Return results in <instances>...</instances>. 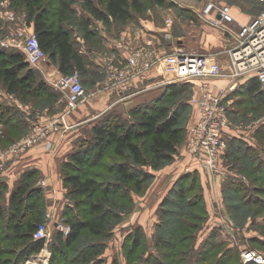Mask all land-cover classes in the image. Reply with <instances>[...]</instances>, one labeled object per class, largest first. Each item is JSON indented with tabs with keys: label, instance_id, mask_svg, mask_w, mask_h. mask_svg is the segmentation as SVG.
Instances as JSON below:
<instances>
[{
	"label": "trees",
	"instance_id": "obj_1",
	"mask_svg": "<svg viewBox=\"0 0 264 264\" xmlns=\"http://www.w3.org/2000/svg\"><path fill=\"white\" fill-rule=\"evenodd\" d=\"M151 1L160 6H176L170 0ZM247 1L263 9V4L257 0ZM78 2L82 11L75 6ZM12 6L26 14V24L33 28L41 48L51 63L56 65L63 74L79 71L83 83L82 76H85V81L88 80L93 70L96 76L102 77L97 68L90 67L95 66L91 60L96 51L95 48L102 47L98 28L93 24V20L101 21L109 29L121 27L132 21L135 12L142 13L146 10V0H12ZM191 16L196 18L192 14ZM0 27L5 29L3 25ZM76 33L87 47L85 52L81 49L82 43ZM156 38L159 41V37ZM162 39L163 37L160 41ZM244 79L240 78L241 81ZM198 81L192 79L160 85L159 94L155 99L140 103L129 112L127 117L114 110L105 113L96 120L97 122L80 144L68 153L61 164L66 198L62 215L65 216L71 229L66 236L62 232L56 235L51 246L55 252L65 253L75 248L76 243L88 236L96 240L94 242L92 240L89 246L87 243L86 248L74 250L70 263H105L106 259L103 257L106 251L105 241L122 220V206L112 195L129 192L133 188L142 190L143 185L154 175L145 167L149 166L157 170L172 161L178 154L186 136L184 115L186 109L192 107L191 99L180 97L186 92H193ZM244 81L227 96L226 102L232 99V102L228 103L230 115L241 110L239 106L246 98L251 105L243 108L242 117L250 107L255 112L264 107V83L257 77ZM0 85L13 98L24 102L41 96L46 97L44 100L52 102V109L57 108V103L63 96L45 79L38 68L31 65L26 52L15 48L0 47ZM28 116L26 112H20L14 104L0 103V122L7 125V129L12 128L15 131L27 129ZM4 136L5 133L0 134V138ZM252 136L255 138V145L249 143V139L240 134L231 137L223 158L236 174L250 177L258 173V176L250 178L260 181L259 185L250 186L242 178L231 179L236 175H230L225 185L233 188L234 192L242 195V198L253 196L254 202L262 203L264 202V179H261L259 174L264 175L263 122ZM108 152H111L112 158L108 168L114 173L116 180L101 184L90 174L89 168L102 163V159ZM40 172L37 168L25 171L13 187H10L3 178L0 179V264H24L29 255L38 253L44 246L42 240L35 238L39 225L45 221L47 210L45 188L37 184L41 178ZM194 188H198V192L194 193ZM171 189L179 198L181 205L186 204L188 207L197 206L200 199L205 196L198 170L181 174L172 184ZM251 214L255 216L251 220V225H258L259 212L254 210L249 213ZM196 215L200 214L193 213V217ZM263 224L260 225L263 226ZM179 226L174 234L177 245L173 244L172 248L169 242L173 240H169L165 236L166 233L158 231L161 221L154 235L156 245L170 247V252H167L169 256H166L168 259L166 262L169 264H213L215 256H211L209 263L207 253L215 252L222 246L224 253L222 252L221 255L220 252L217 253V262L214 264H221L222 259L229 263V258L236 259V264H244L239 258L238 251L230 247L228 242L214 240L221 234L220 231L216 232L213 238H209L208 243H204L206 255L203 258L201 249L197 248L195 242H187L189 237L192 238L191 230L196 227V224L189 219H182ZM262 228V232L255 230L257 234L250 236L249 239L254 244L262 245L264 249V227ZM145 243L148 242L145 240L144 230L141 227L133 228L126 238L127 258H132L139 249L143 250L140 251L143 256ZM175 245L185 247L177 251L173 250ZM199 255H201L200 258ZM54 260L55 257L52 256L53 264ZM166 262L161 256L151 251L143 257L144 264H165ZM57 264H67V262L59 259Z\"/></svg>",
	"mask_w": 264,
	"mask_h": 264
},
{
	"label": "rangeland",
	"instance_id": "obj_2",
	"mask_svg": "<svg viewBox=\"0 0 264 264\" xmlns=\"http://www.w3.org/2000/svg\"><path fill=\"white\" fill-rule=\"evenodd\" d=\"M170 1H173L176 6H160L156 5L151 0H146V10L142 13L135 12L134 18L131 19L132 21L121 27L110 28L108 32H106L105 29H102V31L107 33V35H110V37L116 34L114 39L116 45H126V40H130L131 38H118L117 34H119L121 31L124 30L123 32H125L127 27L134 29L139 24V22L142 21L145 24H155L156 27H162L161 32L163 39L165 38L164 33L166 31L170 30L172 32L171 39L165 38L166 40H170L172 42V46L169 50L165 51L163 49V41H160V46L157 45L158 48L160 47L161 52L169 53L173 52L174 49L183 48L187 52L192 51L196 53H202L206 56L214 57L226 72L228 66L224 67L223 61L226 57L229 61V50L232 49L233 45L235 44V35L239 31L240 24L243 23L242 21L244 20H252L254 16H257L261 11V9L247 0ZM212 1L218 4H228L231 7H235L237 14L234 13V8H231V13L234 15L235 19L239 20L241 23L239 21L234 23H225L223 28L211 25V23L208 21V16L204 13V10L207 4ZM75 6L82 11L79 2ZM191 14L196 18L194 19ZM0 16H2V18L0 17V25L5 27V29L0 27L2 30V32H0V47L24 50V44L22 40L9 41L7 36H17L19 32H22L26 38L32 33L30 30L26 29V14L16 10L14 6H12V0H0ZM166 20H171V24L167 25ZM153 38L155 40L157 39L156 37L152 36L151 32H145L141 47H144L145 40ZM120 48L122 47H119V49ZM220 56L221 58L219 59ZM95 58H97L96 60L100 61L102 64L100 70L103 73L102 79L105 78V87L110 88L111 90L112 82H116L114 87L119 86L117 89H119L122 93L126 92L127 89L123 88L124 80L121 79L120 74L126 65H120V63L116 62V58L112 59L111 54H96ZM111 70L115 71L114 77L111 75ZM116 77L118 79H116ZM208 78H210L209 80L212 84L214 83L215 85L223 86V84L219 81L221 80L220 77L215 78L213 76H209ZM193 79L195 81L199 80L197 85L194 86L193 92H186L180 98L186 97L187 99H192L194 96H196L198 89L197 86H199V84L204 81V78L196 77ZM83 86L85 90V97L90 92V82L88 83V81H83ZM0 97L4 99L9 98V95L1 87ZM10 98L11 100H14L13 103L15 102L14 104L20 112L24 111L26 113H30V116H28L29 126H27V129L25 130L22 129L20 131H15L12 128L7 129V125H5L3 122H0V134L3 135V133H5V136L0 138V165L7 160L3 170L7 168L9 161L15 160L13 157L14 153L12 151V146L17 143L29 130H32L35 126V123H38L36 128L43 127L44 130H46L48 143L40 142L33 145L32 147L43 146L47 149L46 151H50L53 146L54 148L57 147L59 150L58 143L61 140L62 133L58 130L64 129L66 131H70L74 129L73 127L75 122L69 118L77 107L76 106L71 110H66L65 99L63 96L62 99H60L57 103V108L53 109L52 102L50 100H44L46 97L41 96L33 98L29 102H24L15 97L14 99L11 95ZM81 103L85 104L86 101L84 100ZM241 104L242 105L239 106L241 110L238 113H234L232 115L229 114V117L234 124L236 133L240 134L242 137H247L250 139L249 135L254 133L261 122L264 123V107H262L258 112L253 111L252 107H250L249 111L246 112L242 117L244 112L243 108L250 106L251 104L247 98ZM194 108L198 112V109L193 106L190 109H186V113L184 115L186 136L184 143L180 146L179 152L175 155L174 159L157 170H153L149 166H146L145 168L151 173H154V175L151 176L150 180L143 185L142 190H136L133 188L129 192L112 195L115 201L122 206V220L114 227L111 235H109V238L105 241L106 251L103 257L106 260L104 264H144L143 257L148 255L150 251L161 256L165 262L168 261L166 256H169V253L167 252H170V247L160 244L156 245L154 241V235L157 231L158 223L161 221V227L158 228V231L160 230L161 233H166L165 236H167L169 240H173L169 242L172 248V245L176 243L174 234L177 232L178 227H180L179 224L181 223L182 219H189L191 222L196 224V227L191 230L192 238L190 239L189 237L187 242H195L197 248H199V250L201 249L200 252H202L201 255L203 258L206 255L205 247H203L204 243H208L209 238H213L214 234H216L218 231H220L221 234L216 236L214 240L219 239L228 242L230 247H234L238 251L241 261L242 250L245 248L256 249L259 252L264 253L262 245L254 244L253 241L249 239L250 236L257 234L255 230H257V232H262L263 230L264 202H254L253 196L242 198V195H238V192L233 191V188L229 186L227 187V185H225L227 178L236 175L235 177H231V179L242 178L243 180L247 181L250 186H257L259 185L260 181H254L253 179L251 180L250 177L258 176V173L252 174L250 177L247 175L245 176L236 174L235 171L232 170L225 162L223 155L222 158L217 161L216 168L211 167L205 169L201 167L200 164H196L203 170L202 176L205 178V184L203 185L205 196H201L202 198L200 199L197 206L188 207L186 204L181 205L179 198L173 193V191H171V186L173 184L171 182L179 175L180 172L183 171L186 161L191 158L188 148V139L189 127L196 120L194 119ZM89 114L92 115L93 112L91 113L90 111ZM59 122H65L66 124L62 126L57 125ZM249 143H252V140H249ZM262 145L264 146V144ZM110 153L111 152H108L106 154L105 158L101 161L102 163L89 168L90 174L93 175L94 178L101 184L116 180L113 176L114 173L108 168L110 167L109 164L112 163ZM221 168H225L224 170L226 175L221 171ZM224 175L226 177H224ZM259 175L261 176V179H264V175L262 173ZM194 189V193L198 192V188ZM45 196L47 200V193ZM46 204L47 210L44 217V222H47L49 225L51 240H49V243L46 244V246L44 245L40 252L29 255L24 264H53V261H51L52 256L53 258L55 257L54 264H57L59 259L66 260L67 264H72L70 263V259L74 254V250H79L82 247L86 248L91 244V241L93 240L94 242L96 238L92 239L86 236L84 239L80 240V242L76 243L75 248L69 249L65 253L62 252L64 254L55 252L51 246L55 241L56 235L59 232H62L65 235L59 226H55V222H66V218L62 215V213H53L55 212L53 209V206L55 205L53 203L50 204V202L47 203L46 201ZM254 210L259 212V215H257L259 218L258 225H251V220L255 216H253V214L249 215V213H252ZM195 212H198L200 215L193 217V213L195 214ZM51 213H53V217H48L51 215ZM260 224H263V226ZM137 227H141L145 232V240L148 242L147 244H144L145 253L143 256H141L140 251L143 250L139 249L132 258H127L125 253L128 250L127 248L125 249L126 238L128 234L132 232L133 228ZM176 245L174 246L173 250L179 251L181 248L185 247L183 245ZM219 252L220 255L222 252L224 253L223 246L217 248L215 252L208 251L207 255H209V263L211 262V256H215L213 257L215 258L213 264L217 262L216 255ZM50 253L52 256L49 260L47 259V261H43L42 259H44V257L40 258L41 254L47 255L48 258ZM201 255H199V258ZM228 261L229 263H227V261H223L222 259L221 264H236V259L229 258ZM165 264L169 263L166 262Z\"/></svg>",
	"mask_w": 264,
	"mask_h": 264
},
{
	"label": "built area",
	"instance_id": "obj_3",
	"mask_svg": "<svg viewBox=\"0 0 264 264\" xmlns=\"http://www.w3.org/2000/svg\"><path fill=\"white\" fill-rule=\"evenodd\" d=\"M257 1L263 4V9L250 22L240 24L239 31L235 35V44L229 50L230 66L226 72L213 57L202 53L187 52L183 48L163 53L157 47L158 42L153 38L145 40L144 47L138 48L128 57V63L120 73L121 79L125 81L132 75H143L145 71L155 65L162 64L164 71L160 72L161 77L158 78L156 86L189 81L196 77L204 78V81L198 86L196 96L191 99L192 106L198 109V117L189 127L188 148L192 161L200 164L205 169L216 168L217 161L227 151L234 124L229 117L228 103L230 101H226L228 94L236 87L237 80L257 77L264 83V0ZM231 8L228 4H218L212 1L207 4L204 13L208 16L211 25L223 28L225 23L237 21L231 13ZM0 17L2 18V16ZM166 23L170 25L171 20H166ZM164 37L171 39L172 32L170 30L166 31ZM7 38L9 41H23L27 59L33 67L47 60V55L41 48L34 31L26 38L22 32H19L17 36L9 35ZM111 75L114 77V70H111ZM209 76L215 78L225 77L230 81V85L218 86L212 84L210 78H208ZM116 79L118 78L116 77ZM115 84L116 82H112L111 86ZM52 86L63 94L66 110L74 109L85 100L84 86L77 70L72 74L61 73L52 80ZM27 114L30 116V113ZM37 124L35 123L34 128L29 130L12 146L14 158L37 143H48L46 130L43 127L36 128ZM64 124L66 123H57V125ZM6 161L0 165V172L5 168ZM221 169L226 175L225 168ZM225 175L224 177H226ZM52 214L48 217H53ZM56 225L61 228L65 235L69 234L71 228L65 221L55 222ZM49 229L48 223L43 222L35 233V238L42 240L45 246L51 240ZM51 256V253L48 258L47 255L41 254L40 258L44 257L42 260L47 261ZM241 257L245 264L251 262L264 264V253L256 249H243Z\"/></svg>",
	"mask_w": 264,
	"mask_h": 264
},
{
	"label": "crops",
	"instance_id": "obj_4",
	"mask_svg": "<svg viewBox=\"0 0 264 264\" xmlns=\"http://www.w3.org/2000/svg\"><path fill=\"white\" fill-rule=\"evenodd\" d=\"M234 8V13L237 14V10ZM255 17V16H254ZM1 21V20H0ZM27 22V20H25ZM99 32V37L101 41V48L97 47L95 48V53L100 55L103 54H111L112 59L116 58V62L120 63V65L124 64L126 65L128 63V57L138 48L141 47L143 44V37L145 35V32H151L153 34V37H159V41L156 40L160 46V39L162 38V32L160 26L156 27L155 24H145L143 21L139 22V24L134 28L130 29L127 27L125 33L123 31H119L120 33L117 34L119 37H128L131 38L130 40H126V45H116L114 42L115 35H107L102 29H105L106 32H108L109 28L103 25L101 21L93 20ZM239 21V20H237ZM251 20H244L243 23H248ZM25 22V23H26ZM240 22V21H239ZM241 23V22H240ZM100 27V28H99ZM26 29L30 30L31 32L34 31L33 28L26 24ZM0 32H2L0 30ZM77 38L82 43L81 49L83 52L86 51L87 47L83 44L84 41L81 39V37L78 36L76 33ZM164 42L163 49L165 51L169 50L172 46V42L170 40H166L165 38L162 39ZM119 47H122L119 49ZM160 50V47H159ZM25 51V50H24ZM91 51V50H90ZM161 51V50H160ZM100 52V53H99ZM164 53V52H163ZM91 58L92 62L95 63V67L99 70L100 74H103L100 70V67L102 66L100 61H97L95 58V55ZM221 55V54H220ZM218 58V57H217ZM221 56L219 57V59ZM213 59L217 61L214 57ZM218 59V60H219ZM223 66L229 68L230 66V60L228 61V58L226 57L223 61ZM35 68H38L45 79L52 84V80H54L56 77H58L61 74L60 69L51 63V61L47 58V60L40 62ZM163 66L162 64L155 65L153 68L145 71L142 74H135L130 77H128L124 82L123 88H126V92H121L118 87L111 86L110 88L105 87V81L102 79V77L96 76V72L93 70L91 72L92 76H89L88 83L90 82V92L85 96L86 103L79 104L76 109L73 111V113L70 116V120L74 121V129L70 131H66L64 129L58 130L62 133L61 140L58 143L59 150L57 147H53L50 149V151H46L47 149L43 146H34L32 148L27 149L24 151L20 156L16 157L15 160L9 161L8 166L5 170L0 172V179L3 178L8 182L10 187L14 186V183L21 177V175L32 168H37L41 172V178L38 180L37 184L40 186H43L45 188V193H47V203L50 202V204H54L53 209L55 212L54 214H61L64 205L66 202L65 195H64V185L63 180L61 176V164L66 159V156L68 153L72 152L75 147H77L78 144H80L81 140L87 135V133L90 131V129L95 125L97 122L96 120L99 119L102 115L105 113H108L110 111H117L124 115V117H127L129 112L134 109L137 105L144 102H150L153 99L156 98V96L159 94V86H156L158 82V78L160 76V72H162ZM164 71V70H163ZM83 77V81H85V76ZM97 77V78H95ZM252 77L245 78L244 80H247ZM241 81L240 79L236 82V87L233 89V91L241 85V83L245 81ZM223 86L230 85V81L221 78L219 80ZM221 84V85H222ZM0 87L7 93V91L0 85ZM198 87V86H197ZM103 89H109V90H103ZM116 92V93H115ZM9 98H1L0 97V103L7 102L8 104H14L13 99L11 100L9 93ZM121 94V95H120ZM123 94V95H122ZM12 96V95H11ZM13 97V96H12ZM15 99V98H14ZM232 102V99H230V103ZM15 105V104H14ZM194 107V106H193ZM195 109V108H194ZM196 110V109H195ZM194 110V119H197L198 112L197 110ZM93 112V114H89V112ZM98 112V113H97ZM62 126V125H61ZM233 137L236 133L235 128L232 130ZM249 140H252V143L255 145V138L250 134ZM52 145V144H51ZM194 169H197L200 173L202 184H205V178L202 176V169L201 167L196 165V162L192 161L191 158H189L185 165L182 172L179 173V175L171 182L174 183L178 177L183 174L190 171H193ZM203 177V178H202ZM49 193V195H48ZM51 193V197H50ZM9 198V195H7ZM49 201V202H48ZM52 212V211H51Z\"/></svg>",
	"mask_w": 264,
	"mask_h": 264
}]
</instances>
